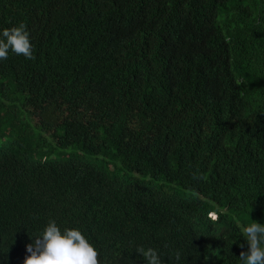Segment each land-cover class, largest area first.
<instances>
[{"label":"trees","instance_id":"16d2710c","mask_svg":"<svg viewBox=\"0 0 264 264\" xmlns=\"http://www.w3.org/2000/svg\"><path fill=\"white\" fill-rule=\"evenodd\" d=\"M20 23L35 59L0 60V264L50 220L100 264H148L139 247L245 264L242 229L264 224V0H0V33Z\"/></svg>","mask_w":264,"mask_h":264},{"label":"clouds","instance_id":"9594fccd","mask_svg":"<svg viewBox=\"0 0 264 264\" xmlns=\"http://www.w3.org/2000/svg\"><path fill=\"white\" fill-rule=\"evenodd\" d=\"M9 50L27 59H35L30 34L24 23L5 28L0 33V60L8 58ZM210 217L217 219L215 213ZM242 231L246 237L247 250L240 252V259L245 264H264V224L253 222ZM240 247L244 249L245 245L241 244ZM26 249L30 255L24 264H100L98 251L79 229H65L62 233L54 220L48 222L42 236L36 237ZM137 253L143 255L148 264H161L156 250L152 248L145 250L139 247Z\"/></svg>","mask_w":264,"mask_h":264},{"label":"rangeland","instance_id":"374dc122","mask_svg":"<svg viewBox=\"0 0 264 264\" xmlns=\"http://www.w3.org/2000/svg\"><path fill=\"white\" fill-rule=\"evenodd\" d=\"M215 218V217H214Z\"/></svg>","mask_w":264,"mask_h":264}]
</instances>
